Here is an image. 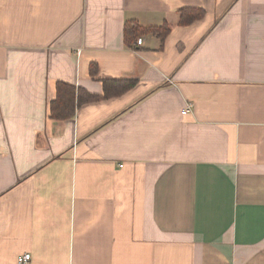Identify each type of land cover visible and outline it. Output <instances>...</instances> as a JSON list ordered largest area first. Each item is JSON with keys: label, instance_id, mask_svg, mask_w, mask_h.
<instances>
[{"label": "crops", "instance_id": "obj_1", "mask_svg": "<svg viewBox=\"0 0 264 264\" xmlns=\"http://www.w3.org/2000/svg\"><path fill=\"white\" fill-rule=\"evenodd\" d=\"M0 264H264V0H0Z\"/></svg>", "mask_w": 264, "mask_h": 264}, {"label": "trees", "instance_id": "obj_2", "mask_svg": "<svg viewBox=\"0 0 264 264\" xmlns=\"http://www.w3.org/2000/svg\"><path fill=\"white\" fill-rule=\"evenodd\" d=\"M203 15V11L197 8H182L179 12V24L187 25ZM151 33L158 36L161 40L169 33V28L166 24L162 26H154L147 28H140L135 23L126 24L124 30V38L128 40L130 38L136 37L139 33ZM136 84L135 80H111L106 79L103 81V86L105 90V96H109L128 88L133 87ZM56 98L50 103V114L55 119H68L74 115L75 107L82 101L91 100L95 97L82 92L79 94L78 88L66 84H57Z\"/></svg>", "mask_w": 264, "mask_h": 264}, {"label": "built area", "instance_id": "obj_3", "mask_svg": "<svg viewBox=\"0 0 264 264\" xmlns=\"http://www.w3.org/2000/svg\"><path fill=\"white\" fill-rule=\"evenodd\" d=\"M141 42H142V39L141 38H137L136 43L137 44H141ZM189 107H190V105L187 106V109L185 111H188ZM29 257H30V255L28 253L24 254L23 256L18 258V261L20 263L25 262V261H27L29 259Z\"/></svg>", "mask_w": 264, "mask_h": 264}]
</instances>
